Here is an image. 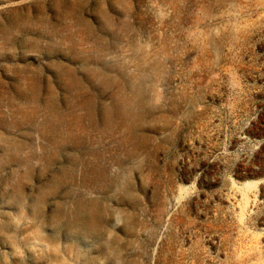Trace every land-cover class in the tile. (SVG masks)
Segmentation results:
<instances>
[{
	"label": "rangeland",
	"instance_id": "obj_1",
	"mask_svg": "<svg viewBox=\"0 0 264 264\" xmlns=\"http://www.w3.org/2000/svg\"><path fill=\"white\" fill-rule=\"evenodd\" d=\"M0 264H264V0H0Z\"/></svg>",
	"mask_w": 264,
	"mask_h": 264
}]
</instances>
